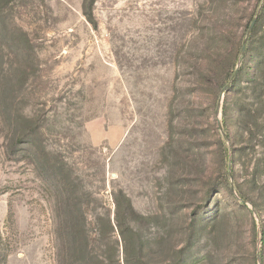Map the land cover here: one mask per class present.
<instances>
[{
    "label": "rangeland",
    "instance_id": "374dc122",
    "mask_svg": "<svg viewBox=\"0 0 264 264\" xmlns=\"http://www.w3.org/2000/svg\"><path fill=\"white\" fill-rule=\"evenodd\" d=\"M119 192L132 264H264V0H0V264H116Z\"/></svg>",
    "mask_w": 264,
    "mask_h": 264
},
{
    "label": "trees",
    "instance_id": "16d2710c",
    "mask_svg": "<svg viewBox=\"0 0 264 264\" xmlns=\"http://www.w3.org/2000/svg\"><path fill=\"white\" fill-rule=\"evenodd\" d=\"M111 196L114 204V210H106L104 207L100 208L105 211L103 213H96V226L95 229L91 231V235L90 233H88V231H86L84 227L86 219L83 218L81 229L79 230L75 226L74 236H76L78 233L83 235L81 240L84 244L85 241L89 242L92 239H95V243H101L106 247L104 257L107 258L108 261L111 259L114 260L115 258L116 264H122L120 263L119 259L116 260L119 257L120 245H122L124 254V264H132V241L137 239V223L139 219H142V217L136 215L132 203L124 193L119 192L118 194H111ZM97 202L98 200H96V203ZM87 246V244H85L84 246L82 244H79L74 247V251H80L82 254H85V251H87ZM88 254L91 255L92 253L88 252ZM97 256L98 255H96L95 258L93 257L95 260L93 261L94 264H99L100 262H98Z\"/></svg>",
    "mask_w": 264,
    "mask_h": 264
},
{
    "label": "water",
    "instance_id": "95a60500",
    "mask_svg": "<svg viewBox=\"0 0 264 264\" xmlns=\"http://www.w3.org/2000/svg\"><path fill=\"white\" fill-rule=\"evenodd\" d=\"M255 24H256V20H254L253 23L251 24V27H250V29H249V33H248V37L251 35V33H252V31H253V28H254ZM242 52H243V53L246 52V44H244V46H243V51H242ZM237 74H238V70L236 71V73H235L233 79L236 78Z\"/></svg>",
    "mask_w": 264,
    "mask_h": 264
}]
</instances>
